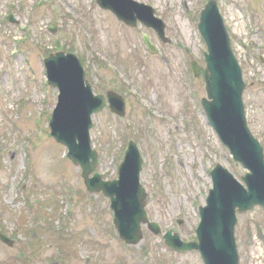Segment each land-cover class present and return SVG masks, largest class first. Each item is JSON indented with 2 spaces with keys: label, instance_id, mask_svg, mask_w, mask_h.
<instances>
[{
  "label": "rangeland",
  "instance_id": "1",
  "mask_svg": "<svg viewBox=\"0 0 264 264\" xmlns=\"http://www.w3.org/2000/svg\"><path fill=\"white\" fill-rule=\"evenodd\" d=\"M8 1L1 0L0 10ZM35 1L15 6L19 23L7 22L0 30V233L13 240L12 246L0 240V264H204L199 252L166 249L162 234L173 228L184 240L197 237L199 208L212 187L208 172L217 162L237 178L246 172L206 124L203 112L197 121L193 116L188 125L181 122L185 114L179 95L198 109L206 96L205 83L194 77L190 61L205 66L207 47L198 22L207 0H140L155 7L172 40L162 43L151 35L159 50L155 56L142 41L149 30L122 24L94 0H54L38 7ZM217 1L248 84L246 119L264 147V0ZM49 23L56 24V33L41 27ZM24 35L28 40L17 45L16 37ZM48 45L75 51L95 91L103 83L127 93L123 120L108 110L93 117L96 168L104 179L117 178L125 145L138 142L144 160L141 182L149 193L145 207L161 234L144 225L138 244L120 240L109 199L86 193L79 170L65 158L66 149L50 136L57 91L44 84ZM14 47L20 51L12 57ZM138 53L145 58L142 63ZM128 88L136 95H129ZM156 97L162 103L166 97L169 110L154 107ZM159 113L169 120H158ZM69 203L74 208L66 213ZM236 239L240 264H264L263 208L238 216Z\"/></svg>",
  "mask_w": 264,
  "mask_h": 264
},
{
  "label": "water",
  "instance_id": "2",
  "mask_svg": "<svg viewBox=\"0 0 264 264\" xmlns=\"http://www.w3.org/2000/svg\"><path fill=\"white\" fill-rule=\"evenodd\" d=\"M97 1L102 7L117 13L123 21L135 24L136 19H140L162 34L164 25L153 16L150 7L136 0ZM216 5L215 1L209 2L202 12L199 26L210 49L205 71L210 100H204V106L209 121L230 147L236 162L243 163L249 169L250 173L244 177L248 188L237 182L227 169L218 167L211 172L214 189L209 193L208 205L200 209L199 243H183L170 234L165 238L169 245L178 250L199 249L205 264H238L234 237L236 209L242 212L255 204L264 205V157L261 145L251 135L245 122L242 101L245 85ZM45 66L51 84L60 90L59 103L50 123L52 135L68 147L70 159L82 167L89 188L102 189L112 197L115 221L122 237L136 243L141 238V223L148 221L144 210L145 192L139 182L141 159L137 156L136 145L132 144L128 160L120 166L119 180L103 182L100 174L89 178L97 165V155L90 147V115L103 108L105 99L94 96L89 83L85 85L84 71L74 55L57 54L48 58ZM194 70L200 73L197 64H194ZM109 94L112 103L119 101L116 106L111 104V107L122 114L123 101L115 94ZM150 226L157 231L154 223H150Z\"/></svg>",
  "mask_w": 264,
  "mask_h": 264
}]
</instances>
